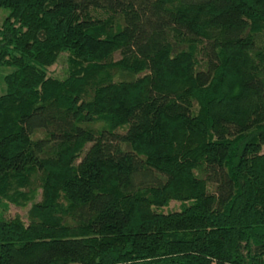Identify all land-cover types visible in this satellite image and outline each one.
Returning <instances> with one entry per match:
<instances>
[{
  "label": "trees",
  "instance_id": "obj_1",
  "mask_svg": "<svg viewBox=\"0 0 264 264\" xmlns=\"http://www.w3.org/2000/svg\"><path fill=\"white\" fill-rule=\"evenodd\" d=\"M0 7V264H264V0Z\"/></svg>",
  "mask_w": 264,
  "mask_h": 264
},
{
  "label": "rangeland",
  "instance_id": "obj_2",
  "mask_svg": "<svg viewBox=\"0 0 264 264\" xmlns=\"http://www.w3.org/2000/svg\"><path fill=\"white\" fill-rule=\"evenodd\" d=\"M9 10L5 7H0V25L5 18V16L8 14ZM118 57L117 54H114V58ZM66 55L65 53H61L58 55L56 61L54 64L49 66L47 68V73L50 76L62 78L65 75L66 72V61H65ZM12 68L10 66L0 65V94L4 92V83L2 80V77L4 74L8 73ZM178 208V202L177 201H170L166 206L160 207L157 210L162 212H167L168 210H174ZM13 215H19L20 217H25V208L21 209L15 206H12L9 204L4 210L3 216L11 217Z\"/></svg>",
  "mask_w": 264,
  "mask_h": 264
}]
</instances>
